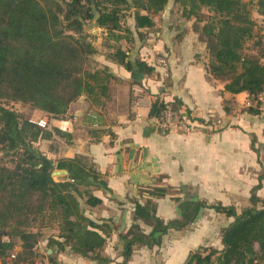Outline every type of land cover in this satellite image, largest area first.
<instances>
[{"label":"trees","instance_id":"obj_1","mask_svg":"<svg viewBox=\"0 0 264 264\" xmlns=\"http://www.w3.org/2000/svg\"><path fill=\"white\" fill-rule=\"evenodd\" d=\"M168 2L0 0V259L13 254L15 239H19V263L35 264L32 256L41 233L32 229L50 221L57 224L59 233L57 239L49 238L48 244L54 249L47 254L49 264H58L60 253L67 248L98 264L114 262L102 255L111 226L93 221L84 210V206L97 207L102 203L94 194L108 190L102 175L87 157L57 162L49 159L36 146L49 137V132L9 106L21 103L61 118L82 99L91 108L102 104L99 102L108 96L114 76L88 68L97 49L89 40L92 35L86 34V26L95 21L106 34L105 42L129 40L125 33L130 37L133 32L124 26V18L133 11L137 35L145 40L142 31L154 28V17L164 11ZM175 3L185 17L196 18L200 24L197 29L207 45L210 79L225 83L229 93H247L250 105L246 111L257 114L258 97L264 92V34L252 18L250 6L254 1ZM256 4L264 16V0ZM205 10L207 16H203ZM248 41L256 53L246 52ZM111 50L112 62L136 74L135 84L140 83L139 76L154 75L156 69L139 56L131 59V51L121 46ZM152 100V118L162 120L169 106L175 114L183 109L178 101L166 103L156 97ZM56 170L67 171L68 175L56 179ZM263 180L264 175L252 190L250 205L240 213L232 206L198 200L181 187L180 194L184 196L177 199L181 215L168 222L158 216L155 200L166 197L169 190L147 188V201L136 203L134 223L120 236L123 260L116 264H128L138 248L160 247L165 235L188 228L204 209H213L233 221L221 229L222 249L202 245L190 252L184 264H264V199L257 194ZM6 237L8 240L4 241Z\"/></svg>","mask_w":264,"mask_h":264},{"label":"crops","instance_id":"obj_2","mask_svg":"<svg viewBox=\"0 0 264 264\" xmlns=\"http://www.w3.org/2000/svg\"><path fill=\"white\" fill-rule=\"evenodd\" d=\"M260 17L264 23V17ZM154 23L153 29L142 31L145 40L137 38L131 59L165 55L169 63L167 77L159 68L152 76H139L140 83L135 84L136 74L110 62L108 66L120 81L110 86L106 104L91 108L82 99L61 118L39 110L33 113L32 120L48 118L45 130L50 135L36 143L44 155L55 162L87 157L107 183L108 190L94 193L102 203L84 206V210L93 221L111 226V236L102 252L114 261L111 264L123 260L120 236L134 223L136 203L147 201V188H208L215 201L235 207L240 213L250 205L251 192L264 175V112L258 109L257 114L249 113L247 93H229L225 83L210 79L207 45L201 40L197 19L185 17L175 0H169L164 11L154 17ZM129 24L136 33L134 17L129 18ZM259 28L264 34V27ZM250 53H256L255 48ZM155 97L166 103L180 102L181 112L192 119L194 132L159 129L151 116ZM257 194L264 199V180ZM181 197L180 193L169 192L156 199L158 216L166 222L179 218L177 199ZM202 213L185 230L165 235L160 247L136 249L128 264H184L191 251L212 242V238H205V227L215 222L208 223ZM218 214L214 212V216ZM220 216L226 221L220 229L233 221ZM44 242L46 252L53 253L49 239ZM215 247L223 248L221 238ZM58 264L98 262L67 248L60 253Z\"/></svg>","mask_w":264,"mask_h":264},{"label":"rangeland","instance_id":"obj_3","mask_svg":"<svg viewBox=\"0 0 264 264\" xmlns=\"http://www.w3.org/2000/svg\"><path fill=\"white\" fill-rule=\"evenodd\" d=\"M246 2H250V0H244ZM254 3L251 4V12H252V18L254 20V22L256 23L258 29H260L259 27H264V23H261L260 18V13L258 11V6H257V1L258 0H253ZM130 11L129 13H127V18H124V26L127 28H131L130 24H129V18H132ZM203 16H207V11H204ZM263 16V15H261ZM264 17V16H263ZM86 34L88 35H92V37L89 38L90 41L93 42V45L95 46V48L97 49V53L95 55H93L90 58V61L88 63V68L90 70H99V71H108L110 73L113 74V76L115 77L112 69L108 66V63L112 62V60L110 59V54L112 53L113 48H115L116 46H121L124 50H128L133 52V50L136 48L137 45V32H133V36L130 35V37H128V33H125V36H127L126 38H129V40H122L119 43H115L113 41H109V42H105V38H106V34L104 33L103 30L98 29V27H95L93 25V23H89L86 28ZM263 30V29H261ZM259 31L257 30L256 33H258ZM135 39V40H133ZM140 39V38H139ZM146 39V38H145ZM133 40V42H132ZM143 41V40H141ZM252 42L248 41L246 43L245 46L246 47V51H249V53L251 52L252 49ZM110 80L109 83V92H108V96L110 95V86L115 85L116 83L114 82L116 80V77ZM120 80L117 79V83ZM108 96L107 97H103V99H101V101L99 103H105L108 101ZM95 107L101 106V104L99 105H94ZM9 107H12L14 110L20 112L21 114L24 115V117L26 118H30L31 120L33 119V113H34V109L31 108V106L29 105H23L21 103H14V104H10ZM3 153L0 151V158H2ZM8 160V159H6ZM56 171H60V170H56ZM64 176L62 175H58L55 178L56 179H61ZM169 190V189H168ZM176 191V192H175ZM190 196H193L194 198L198 199V200H202V201H206L208 204L214 205V204H218L221 203L219 201H215L214 199V195L211 193H209L208 188H203L200 187L198 190L191 188L189 190H187ZM169 192H171L172 194L177 195L178 193H180V190H169ZM252 193V192H251ZM184 196V195H183ZM243 210V209H242ZM240 210V212L242 211ZM179 211H180V204H179ZM202 216L204 218V220L208 221V223L210 222H215L214 226H207L205 227V232L207 233L205 235V238H212V242L211 243H204L203 245H205L206 247H213L215 249H219L217 247H215V245L217 244L218 240L221 238V226L224 224L225 225V219L223 217H221L220 215L223 216V214H218L219 216H214V212L215 210L213 209H204L202 210ZM225 216V215H224ZM209 219V220H208ZM212 220V221H210ZM211 224V223H210ZM212 225V224H211ZM34 232H40L41 236L39 238V242L38 244L35 246L34 248V255L32 256V260L35 262V264H49V259L47 257V253L46 252V245L44 244L46 240H48L49 238L53 237V236H58V226L56 223H52L50 221L44 222L42 225L41 224H36L35 227L32 229ZM185 230V229H184ZM203 230V228H202ZM8 238H4V241H7ZM17 246L15 248V250L13 251V254L9 257H7L6 259H0V264H28V263H19L18 260V253L22 251L21 248V241L19 239H15ZM44 242V243H43ZM202 242H204L202 240ZM213 243V245H212ZM215 244V245H214ZM50 255V254H49Z\"/></svg>","mask_w":264,"mask_h":264},{"label":"built area","instance_id":"obj_4","mask_svg":"<svg viewBox=\"0 0 264 264\" xmlns=\"http://www.w3.org/2000/svg\"><path fill=\"white\" fill-rule=\"evenodd\" d=\"M150 66L155 69H163L164 77L168 76V60L163 55L155 56L154 58L144 59ZM259 106L258 109L264 112V92L258 97ZM181 115V117H180ZM191 117L187 113L175 114L172 112V108L169 106L166 110L164 117L161 119L154 117L153 122L156 126L164 132H183L186 134L192 133L195 127L191 121ZM33 123L38 125L42 129L48 127V118H42L39 120H31Z\"/></svg>","mask_w":264,"mask_h":264},{"label":"water","instance_id":"obj_5","mask_svg":"<svg viewBox=\"0 0 264 264\" xmlns=\"http://www.w3.org/2000/svg\"><path fill=\"white\" fill-rule=\"evenodd\" d=\"M93 23V25L95 26V27H98V25H97V23L94 21V22H92ZM58 175H62V176H67L68 175V172L67 171H56V172H54V174H53V176L54 177H56V176H58ZM52 253V251H49V254H51Z\"/></svg>","mask_w":264,"mask_h":264}]
</instances>
